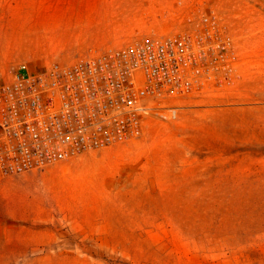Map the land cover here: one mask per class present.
<instances>
[{
	"label": "rangeland",
	"instance_id": "obj_1",
	"mask_svg": "<svg viewBox=\"0 0 264 264\" xmlns=\"http://www.w3.org/2000/svg\"><path fill=\"white\" fill-rule=\"evenodd\" d=\"M195 1L235 43L234 82L153 101L132 140L0 174V264H264V0ZM180 9L0 0V83L20 65L72 64L181 30Z\"/></svg>",
	"mask_w": 264,
	"mask_h": 264
},
{
	"label": "built area",
	"instance_id": "obj_2",
	"mask_svg": "<svg viewBox=\"0 0 264 264\" xmlns=\"http://www.w3.org/2000/svg\"><path fill=\"white\" fill-rule=\"evenodd\" d=\"M186 26L39 70L20 65L0 83V174L40 170L142 133L156 100L223 90L238 67L218 15L177 0ZM175 111V110H172Z\"/></svg>",
	"mask_w": 264,
	"mask_h": 264
},
{
	"label": "crops",
	"instance_id": "obj_3",
	"mask_svg": "<svg viewBox=\"0 0 264 264\" xmlns=\"http://www.w3.org/2000/svg\"><path fill=\"white\" fill-rule=\"evenodd\" d=\"M67 9H68V7H67ZM67 13H69V12H67ZM70 14H79V12H78V10H74V9H72L71 10V12H70ZM241 67V61H240V59H238V67H237V71H236V74H238V71H239V68ZM238 78V77H237Z\"/></svg>",
	"mask_w": 264,
	"mask_h": 264
}]
</instances>
